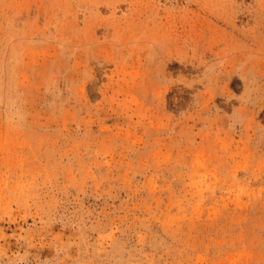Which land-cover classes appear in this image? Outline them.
Listing matches in <instances>:
<instances>
[{
  "label": "rangeland",
  "instance_id": "obj_1",
  "mask_svg": "<svg viewBox=\"0 0 264 264\" xmlns=\"http://www.w3.org/2000/svg\"><path fill=\"white\" fill-rule=\"evenodd\" d=\"M0 264H264V0H0Z\"/></svg>",
  "mask_w": 264,
  "mask_h": 264
}]
</instances>
